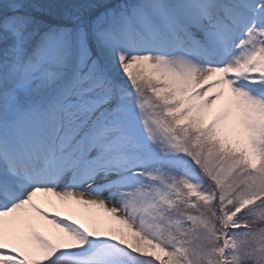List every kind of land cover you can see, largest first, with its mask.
I'll return each instance as SVG.
<instances>
[{
	"label": "snow or ice",
	"instance_id": "obj_1",
	"mask_svg": "<svg viewBox=\"0 0 264 264\" xmlns=\"http://www.w3.org/2000/svg\"><path fill=\"white\" fill-rule=\"evenodd\" d=\"M0 264H264V0H0Z\"/></svg>",
	"mask_w": 264,
	"mask_h": 264
}]
</instances>
